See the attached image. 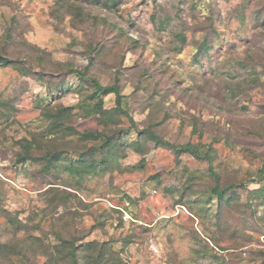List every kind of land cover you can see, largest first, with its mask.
I'll return each instance as SVG.
<instances>
[{
    "label": "rangeland",
    "instance_id": "rangeland-1",
    "mask_svg": "<svg viewBox=\"0 0 264 264\" xmlns=\"http://www.w3.org/2000/svg\"><path fill=\"white\" fill-rule=\"evenodd\" d=\"M115 1L0 0V54L15 60L0 63V264H62L72 237L90 264H227L234 229L253 238L241 264H262L264 222L219 211L212 191L245 183L226 197L264 212V0ZM73 67L117 84L137 127L114 94L100 125ZM67 107L71 135L51 116ZM167 142L210 154L218 180ZM47 152L61 154L50 172Z\"/></svg>",
    "mask_w": 264,
    "mask_h": 264
},
{
    "label": "trees",
    "instance_id": "trees-1",
    "mask_svg": "<svg viewBox=\"0 0 264 264\" xmlns=\"http://www.w3.org/2000/svg\"><path fill=\"white\" fill-rule=\"evenodd\" d=\"M97 1V0H96ZM112 1V0H110ZM115 1V0H114ZM116 2V1H115ZM115 4V3H114ZM15 60L14 59H10L7 58L3 55L0 54V63H14ZM87 70H82V69H78V68H71L68 69L67 73L68 74H77L81 80V82H86L87 84L91 85L92 88V92H91V97L94 99V110H96L92 115L95 116V114H100V117L98 118V122L100 125H102L103 127H107L108 129V122L106 121V118L104 116V114L108 113V111L104 110V97L110 94H114L115 95V103L116 106L113 109V113H115L117 116L119 117H126L128 118L129 122L131 123V125L133 127H137L136 125V121L133 119V117L128 113L127 110L124 109L123 106V95L122 92L120 90V87L117 84H111V85H104L102 84L98 79L96 78H92L89 77L87 75ZM72 108H63L59 111V113L57 115H52L54 117L55 122L53 123V126L55 128H59L58 130L61 132H64L67 135H71L73 134V132L75 131V129H73L70 125H65L60 119L64 116L67 115H71L72 114ZM91 116V115H90ZM97 132H99V130H96ZM139 133H148L150 134L153 138L159 140V142H162V138L157 135L155 132H153L150 129H142L138 131ZM109 134H111L110 129H109ZM83 139L86 140L87 138H90V133H88V131L82 133ZM109 140L111 141V145H113V139L111 137L108 138V140H106V143L109 142ZM167 144L169 146H171L173 149H175L177 152L179 153H191L196 157L199 158H206L209 163H210V171L212 176L218 180V176L216 174V172L214 171L212 164H213V160L212 157L210 156V154L208 153H203L200 151L199 147L193 143H184V144H179V145H175V144H171L168 143ZM33 145L31 144H27V147L25 149L24 152L18 153V158L21 161H25L26 159H29L30 156V150H32ZM61 154L58 152H47L44 156V158L46 159V164H45V168L47 172H50V168L53 164L54 161L58 160L60 158ZM38 158V156H37ZM97 162L102 165V166H106V161L105 160H100V161H96L95 164H97ZM77 163L79 165H85L83 161H77ZM262 179L264 180V166L262 168ZM239 187H245V183H240V184H231L226 186L225 188H220L219 185L217 184L214 188H213V195H215L220 201H221V207L219 209V211H221L223 208H226V211L229 212H233V208L235 204H239L238 207H244L245 211L244 213H251L252 216H255L256 219L257 217L264 222V212L260 211V207L261 205L259 203H256V205H254L253 203H242L240 198H235V197H226V192H230L234 189H237ZM238 201V203H237ZM262 213V214H261ZM260 214V215H259ZM225 223H229L228 220L225 221ZM247 230V229H246ZM229 238L233 241L232 245L233 247H225L221 250H230L231 248L235 249L233 251H228V253H230V256H233L234 259H229L226 260L227 264H241L242 262V257L241 255L243 254L242 252H237L236 250L239 249V247H243L246 245L247 242L252 241V237L251 236H245V237H241L239 238V230L234 229L231 231ZM39 240V238H38ZM79 241H81L80 238L77 237H72V239H67L64 240L65 243L68 244V248H65L63 250H58L55 251V253H53L54 256L56 257H51L53 259H56L58 261H61L62 264H82L83 262H85V264H90V262H94L95 259H93V257L91 255H88L87 257L83 258L81 257V253L80 251H83L86 249L85 245H83L82 243H79ZM238 241H240V243H238ZM79 244V245H78ZM87 245H89L91 252H93V247L97 244H94L93 241H88L86 242ZM3 247L6 248V246L4 245ZM92 247V248H91ZM260 247V248H259ZM258 249L254 252L252 261H258L260 260L262 262V264H264V243L259 244ZM30 250V254L31 252H34V254H38L39 251H37V249H32L29 248ZM95 250V249H94ZM241 251V250H240ZM244 253L246 254V251H244ZM96 264H100L99 262H97L96 260ZM121 264V263H120Z\"/></svg>",
    "mask_w": 264,
    "mask_h": 264
}]
</instances>
